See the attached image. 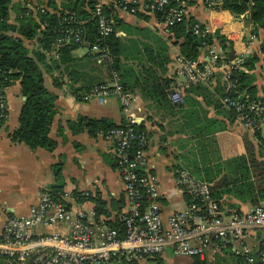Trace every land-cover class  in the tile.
Here are the masks:
<instances>
[{"label": "crops", "instance_id": "crops-1", "mask_svg": "<svg viewBox=\"0 0 264 264\" xmlns=\"http://www.w3.org/2000/svg\"><path fill=\"white\" fill-rule=\"evenodd\" d=\"M68 1L10 0L6 35L20 37L14 29L18 28L21 13L25 17H35L38 11L46 10L57 15ZM119 1L125 0H112L105 5L114 10L119 20L115 34L121 42V79L132 96L130 115L148 136L145 168L158 178L159 205L162 218L166 220L189 203L187 194L177 183L179 168L202 169L218 161L245 155L246 143H253V153L258 161L264 163V157L258 155L255 135L245 130L231 110L221 103L226 90L222 72L218 71L207 85L183 90L180 87L183 79L175 75V59L179 56L182 40L175 41L155 14L144 9L135 14L124 12L118 6ZM186 20L200 24L210 35L218 34L225 38L231 44L234 57L256 55L258 62L249 74L256 90L255 97L263 99L264 26L253 24L248 15L235 16L216 8L209 10L204 0H190ZM23 43L33 56L36 40L23 39ZM213 47L220 51L216 45ZM45 54L46 61L40 67L44 86L56 96V110L48 137L56 146L52 152L30 150L12 139L25 98L21 94L20 81L11 83L6 90L7 118L0 125V232L6 218L29 215L38 202V193L41 190L50 191L55 186L61 187L60 201L75 214L81 212L89 217L90 213H94L93 201H78L75 197L84 192H89L90 197L97 195L105 202L109 216L102 217L101 221L122 220L126 213L124 184L115 168L110 144L97 133L91 135L86 129L73 132L69 126L78 119L106 120L116 126L123 125L125 118L117 97L111 95L105 100L76 101L67 86L66 75L52 69L51 60L58 59L55 49ZM85 54L89 53L84 46L72 52L75 58ZM205 56L202 54L198 60H205ZM243 70L246 69L243 67ZM100 71L103 80L109 82L106 68L102 67ZM176 93L180 94L182 103H176ZM57 169L60 170L59 177L55 175ZM251 208L249 202L241 203L232 198L224 205L223 212L227 214L237 210L242 213ZM52 230L38 229L32 235ZM55 230L67 235L65 226ZM263 241L264 232L261 231H250L245 238V244L253 254ZM237 248L236 243L227 240L218 253L222 254V249H225L221 257L236 255L234 250ZM169 254L170 251L166 250L159 257L150 259L165 260ZM216 254L206 259L213 261ZM145 260L133 264H145ZM127 263L122 257L109 262Z\"/></svg>", "mask_w": 264, "mask_h": 264}, {"label": "built area", "instance_id": "built-area-1", "mask_svg": "<svg viewBox=\"0 0 264 264\" xmlns=\"http://www.w3.org/2000/svg\"><path fill=\"white\" fill-rule=\"evenodd\" d=\"M93 11L96 23L97 40L89 44L82 35L75 14L63 13L59 16L61 29L56 40V48L64 45H77L87 48L97 64L111 66L113 56L102 45L114 32L112 20L103 12L105 3L112 0H97ZM190 0H125L119 8L135 14L139 10L161 16L166 30L186 19ZM205 7L214 10L216 0L204 1ZM43 12V10H40ZM193 34H208L200 24L195 23ZM56 53V52H55ZM245 54L224 62L220 52L213 47L208 49L205 60H187L182 56L175 59V75L183 79L182 89L198 85H207L214 75L221 71L226 83V95L222 105L231 110L242 127L251 133H264V102L259 98H249L234 91L236 84L231 80L234 70H243L241 66ZM58 58V54H56ZM11 71L0 72V125L7 118V82ZM109 82L95 86L81 94V102L94 99L105 100L117 97L124 124L107 131H98L97 135L110 144L115 168L124 184L126 213L122 218L123 230L112 229L97 223L94 213L85 215L69 210L60 199L53 198L48 190L38 193V202L27 216L6 218L0 232V257L5 264H26L34 256V264H109L113 258H124L128 262L162 255L166 250L175 258L205 260L222 248L225 241L231 240L238 248L236 255L243 257L244 264H264V241L254 253L245 244L250 231L264 232V206L252 207L247 212H231L227 215L212 199L210 184L193 177L187 169L177 172V183L183 192L192 197L185 209L172 213L166 220L162 218L159 205L158 178L146 170V149L148 136L136 129V122L130 115L132 96L127 91L119 74L112 71ZM236 94L235 96H232ZM177 102L182 103L179 93ZM90 197L89 192L81 194ZM65 226L67 235L55 230ZM51 228L49 233L33 236L38 229Z\"/></svg>", "mask_w": 264, "mask_h": 264}, {"label": "trees", "instance_id": "trees-1", "mask_svg": "<svg viewBox=\"0 0 264 264\" xmlns=\"http://www.w3.org/2000/svg\"><path fill=\"white\" fill-rule=\"evenodd\" d=\"M10 0H0V72L11 71L7 78L11 85L16 80L20 81L21 94L25 98V102L20 110L18 118V128L13 132L12 139L16 142L23 143L30 150L43 149L52 152L55 149V142L48 137L49 127L55 114L56 96L49 92L43 81V74L40 69L46 61V54L55 49L58 54L57 60H51L53 70L59 71L66 75L67 86L74 95L76 101L81 102V94L88 92L95 86L106 83L102 77L100 69L106 68L107 77L111 78V72H120V55L121 42L116 36V27L119 20L114 15V10L109 7H103V12L108 16L114 27V32L109 35L102 45L113 56V64L104 66L97 64L90 54L83 57L75 58L72 52L79 48L77 45H64L56 48V40L60 36L61 24L59 16L63 13L75 14L80 22L79 27L82 30L84 40L92 44L97 38V28L93 19V11L98 6L97 0H69L57 15L49 14L46 10L38 11L36 16L25 17L21 13L18 28L14 29L20 37L13 38L6 35L9 30L7 26L8 6ZM206 1V0H204ZM215 1V0H214ZM216 9L227 10L235 16L248 15L249 20L260 27L264 26V0H216ZM161 20L159 14H155ZM196 22L192 20H184L182 23L176 24L169 29L172 38L175 41L182 40L179 45V55L187 60H198L203 54L207 55L208 49L217 46L220 49V55L224 62H230L232 59L228 56L231 49L230 42L218 34L200 35L193 34L192 28ZM204 29L203 27H201ZM12 30V29H11ZM23 39L31 41L36 40V50L33 56L24 46ZM208 48V49H207ZM214 48V47H213ZM258 62L256 55L251 54L245 56L241 65L246 70H234L231 74V80L234 81L236 87L235 93L245 94L249 98H256L255 87L252 86V75L249 71L254 69V65ZM121 82L126 90L127 87ZM60 84H58L59 86ZM226 95V90L222 96ZM233 94L232 96H235ZM264 102V98L262 99ZM232 112V111H231ZM233 113V112H232ZM234 114V113H233ZM232 114V115H233ZM235 115V114H234ZM236 116V115H235ZM73 132L86 129L89 134L96 135L98 131H107L118 126L106 120H84L78 119L69 123ZM137 130L143 131L140 126H135ZM257 141V151L259 157H264V138L261 132L254 133ZM253 143H246V153L226 161H218L212 166L202 169L186 168L190 174L196 179L210 184L211 197L218 203L223 210L224 205L233 199L241 203L249 202L252 207L264 205V163L256 159L253 151ZM247 155V156H246ZM178 170V171H179ZM177 171V172H178ZM60 170H56L55 175L59 177ZM177 175V174H176ZM60 186L50 189V195L56 200L60 197ZM190 202L192 197L187 195ZM78 201L88 199L94 202V219L96 222L104 224L112 229L123 230V221L115 219L113 222L101 221L102 217H108L109 213L106 204L97 195L95 197H82L76 194ZM121 204V202H120ZM236 213H240L236 210ZM228 212L227 215H230ZM124 217V216H123ZM227 247V246H226ZM225 252V249H222ZM217 253L213 261L207 259L201 260L198 257L190 259L189 264H215L218 260H232V264H244L241 256L230 254L222 256L223 253ZM256 258V254H253ZM34 256H31L26 264H34ZM5 260L0 257V264H4ZM127 264H133L128 262Z\"/></svg>", "mask_w": 264, "mask_h": 264}, {"label": "rangeland", "instance_id": "rangeland-1", "mask_svg": "<svg viewBox=\"0 0 264 264\" xmlns=\"http://www.w3.org/2000/svg\"><path fill=\"white\" fill-rule=\"evenodd\" d=\"M83 53V50H81ZM159 257V256H158ZM157 257V258H158ZM189 259L175 258L169 254L165 260L162 259H147L143 263L145 264H189ZM215 264H232V260L226 259V261L218 260Z\"/></svg>", "mask_w": 264, "mask_h": 264}, {"label": "water", "instance_id": "water-1", "mask_svg": "<svg viewBox=\"0 0 264 264\" xmlns=\"http://www.w3.org/2000/svg\"><path fill=\"white\" fill-rule=\"evenodd\" d=\"M228 56H229L231 59L234 58V52H233V50H230Z\"/></svg>", "mask_w": 264, "mask_h": 264}]
</instances>
